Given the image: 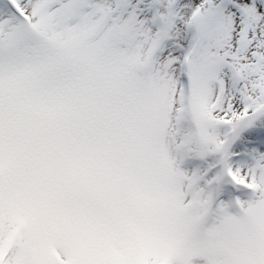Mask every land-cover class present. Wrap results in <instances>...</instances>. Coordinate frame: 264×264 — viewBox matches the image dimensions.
Here are the masks:
<instances>
[{
    "label": "snow or ice",
    "instance_id": "6c2138e0",
    "mask_svg": "<svg viewBox=\"0 0 264 264\" xmlns=\"http://www.w3.org/2000/svg\"><path fill=\"white\" fill-rule=\"evenodd\" d=\"M258 128L264 0H0V264H264Z\"/></svg>",
    "mask_w": 264,
    "mask_h": 264
},
{
    "label": "rangeland",
    "instance_id": "374dc122",
    "mask_svg": "<svg viewBox=\"0 0 264 264\" xmlns=\"http://www.w3.org/2000/svg\"><path fill=\"white\" fill-rule=\"evenodd\" d=\"M183 127L186 130L188 125L184 124ZM254 131H264V129L258 128ZM248 135H249V132L243 133L242 134V140L238 142L239 144H241L242 150H244V149L251 150L253 147H255L258 151L264 152V144H259V143L253 144L251 141L247 140ZM199 166H200V162L193 161V162L187 164L185 167H181V170L188 172V173H191L192 171H195V169ZM230 187H231L230 185L226 186L227 191L223 192L224 197H222V200L220 203H225L226 205H228V207L226 209L228 214L239 217L242 214V212H241L240 207L235 203V201L233 200L234 201L233 202L231 200ZM243 194L245 197H241V198H239V200H241L243 202V201H247L250 199V195L247 193V190H244ZM220 203H219V205H220ZM219 205H218V207H219ZM215 223H218L217 217L215 218L213 225ZM197 262H199L198 264H202V262H204V261L203 260H196V263Z\"/></svg>",
    "mask_w": 264,
    "mask_h": 264
},
{
    "label": "bare ground",
    "instance_id": "6f19581e",
    "mask_svg": "<svg viewBox=\"0 0 264 264\" xmlns=\"http://www.w3.org/2000/svg\"><path fill=\"white\" fill-rule=\"evenodd\" d=\"M225 204V203H224Z\"/></svg>",
    "mask_w": 264,
    "mask_h": 264
}]
</instances>
